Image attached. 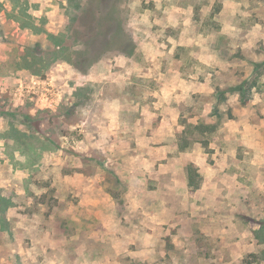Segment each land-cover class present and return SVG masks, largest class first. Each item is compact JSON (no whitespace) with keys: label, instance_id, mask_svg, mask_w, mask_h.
<instances>
[{"label":"rangeland","instance_id":"374dc122","mask_svg":"<svg viewBox=\"0 0 264 264\" xmlns=\"http://www.w3.org/2000/svg\"><path fill=\"white\" fill-rule=\"evenodd\" d=\"M239 1L215 0L214 8L203 12L198 5L211 0H0V264H85L83 259L105 256L113 264H264V128L259 134H240L231 144H243L227 166L240 183L224 187L214 214L208 203L189 198L196 218L165 227L161 236L157 232L146 242L143 231L137 232L142 229L139 215L124 218L128 187L112 171L98 170L91 196L89 178L96 171L76 152L74 141L85 136L79 126L83 120L87 132L104 130L106 117L96 111L106 113L107 106L96 102L98 87L75 91L78 100L69 115L56 117L42 108L53 94L47 90L54 89L50 76L62 79L58 64L68 63L69 77L83 81L91 65L117 69L116 57L128 52L133 67L162 64L183 69V76L209 77L219 87L210 92V101L231 98L230 105L237 106L241 99L233 90L244 86L250 90L245 116L258 124L264 119V0H243L236 16L229 8L224 11L223 20L236 23L230 35L223 31L226 25L211 24L217 9ZM185 3L197 8L190 26L176 17L181 13L177 4ZM48 5L57 6L49 16ZM170 16L176 26L155 22ZM184 33L191 40L181 41ZM148 73L144 84L153 89L157 82ZM187 134L201 139L190 128ZM104 146L102 139L97 150L102 159ZM199 177L197 185L205 182V175ZM106 190L120 202L112 208L121 216L117 227L125 226L115 235H107L97 218L110 209L107 204H90L91 199L103 201Z\"/></svg>","mask_w":264,"mask_h":264},{"label":"crops","instance_id":"0c3cea01","mask_svg":"<svg viewBox=\"0 0 264 264\" xmlns=\"http://www.w3.org/2000/svg\"><path fill=\"white\" fill-rule=\"evenodd\" d=\"M242 1L232 6L223 5L220 11L215 8L211 24L226 25L225 27L230 29L226 30L223 27V31L230 35V31L236 29V23H226L222 14L227 8L233 11L234 16L240 14ZM186 4L182 6L177 4L181 13L176 17L184 18L185 25L190 26L197 19L194 17L197 8L191 3ZM214 5L215 0H211L207 6L201 4L198 8L203 12L210 11ZM48 6L52 9L46 15L53 14L57 10L56 5ZM166 19V21L156 20L155 22L172 26L178 24L172 16ZM199 35L202 36V34ZM180 39L181 41L191 40L185 33L180 35ZM131 57L120 53L116 57L117 69L114 70H111L108 65L100 67L94 64L87 73L83 74V81L79 77H69L68 63L58 64L56 71L59 77L57 78L62 77V79L56 82V77L50 76V84H47L54 89L47 90L53 94L47 100H43L42 108L50 110L49 112L52 115L56 114L54 115L56 117L64 116L65 112H67L65 115H69L72 113L71 108L75 107L78 100L75 91L79 89L81 94L82 89L87 86L98 87L96 102L104 101L107 106L106 113L96 111L97 114L106 117L104 130L99 126L87 132L83 128L86 124L83 120L79 126H82L81 130L85 134L84 140L74 141L76 152L81 155L79 157L88 159L96 171L95 177L89 178L91 196L95 195L98 170L112 171L113 176L128 187L122 201L129 214L122 215L127 219L139 215L138 218L142 220L139 228L142 229L136 230L138 233L143 231L144 240L151 242L157 232H160L159 236H161L165 227L170 230L183 224L185 219L196 218V214L191 210L193 208L188 206L189 198H199L208 203L206 208H212L213 214L217 211V205L223 198L221 192L226 189L224 187L230 183H233L232 185H235V182L240 183L238 176L227 171L229 168L227 166H230V160L237 158L236 154L243 144L237 146L231 144L237 142L240 134L242 136L259 134V131L264 128V119L258 124H252L245 116L246 106L237 103L238 99L235 100L237 106L230 105L231 98L225 102H219L218 98L214 101L207 100L210 92L219 91V87L214 86L209 77L198 78L193 74L183 76V69L166 68L162 64H153V69L149 66L133 67ZM204 63L208 64L207 61ZM148 72L157 82L155 83L157 86L153 89L144 84L147 80L145 78L150 77ZM71 74L74 76L75 73ZM69 79L75 83H70ZM114 89H117V92H114ZM55 90L57 93L54 92ZM38 106L39 103L36 109H33V116H37ZM61 107L65 109L64 112L61 111ZM52 110L56 113H52ZM224 112H227V118L224 117ZM97 116L100 118V115ZM220 121H222L221 124H219ZM183 122L186 126H183ZM198 124L217 125V129L211 134L215 140L207 139L210 134H202L194 129H192L194 133L201 139L194 140L185 136L188 135V128L192 126L194 128ZM68 126L69 128L77 127L75 124ZM87 135L91 138L89 139ZM67 136L64 135L62 138L68 140ZM182 136L188 141L182 140ZM102 139H105L104 159L99 157L97 151ZM205 139L209 141L208 146L203 145ZM185 142L189 145L185 146ZM190 165L197 169V179H200L199 174L205 175V182L203 184L201 182V185L198 183L192 188L189 187ZM77 168L80 167L77 166ZM194 175L192 176L197 183ZM105 194L106 198L103 201L97 198L91 199L90 204L95 207L107 204L111 211L99 212L97 218L103 221L107 235H115L116 232L121 231L120 227H125L122 225L117 227V220L121 216L112 211V208L113 210L118 208L120 202L107 190ZM201 207L197 206V210H202ZM182 212L191 214L187 213L183 216ZM46 234L49 235L50 232ZM145 248L150 247L145 244ZM83 260L85 264H113L109 256H105L101 261Z\"/></svg>","mask_w":264,"mask_h":264},{"label":"trees","instance_id":"16d2710c","mask_svg":"<svg viewBox=\"0 0 264 264\" xmlns=\"http://www.w3.org/2000/svg\"><path fill=\"white\" fill-rule=\"evenodd\" d=\"M99 11V10H98ZM116 12V10L114 9V13ZM113 20H116V19H113ZM121 22H119L120 24ZM124 54H126L127 56H130V53L128 52H122ZM94 65V64H93ZM92 66V65H91ZM233 92H237L240 96V99H241V105L242 106H247L248 105V100L246 99V93L250 92V90L248 89H245L244 86L240 85L239 87H237L235 90H233ZM217 94V93H216ZM219 95H222V93H220ZM245 98V100L243 101V99ZM219 102H222L220 100H218ZM231 118V117H229ZM222 122V121H221ZM183 126H186L184 124L186 123H182ZM186 128V127H185ZM191 129H194V130H197L199 132H201L202 134L204 133H208V134H213L215 132V130L217 129V125H205V124H198L196 126H193L190 127ZM207 134V135H208ZM189 145L188 142H185V146ZM203 145L204 146H208L209 145V141L207 139H205V141L203 142ZM184 147V146H183ZM186 148V147H184ZM197 169L195 168V166L193 165H190L189 166V187H194V186H197V184L195 183V178L192 176L196 173Z\"/></svg>","mask_w":264,"mask_h":264}]
</instances>
